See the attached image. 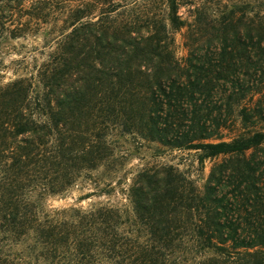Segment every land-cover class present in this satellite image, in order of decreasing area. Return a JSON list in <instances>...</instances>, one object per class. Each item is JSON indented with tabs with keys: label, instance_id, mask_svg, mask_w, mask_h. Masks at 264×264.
Wrapping results in <instances>:
<instances>
[{
	"label": "trees",
	"instance_id": "16d2710c",
	"mask_svg": "<svg viewBox=\"0 0 264 264\" xmlns=\"http://www.w3.org/2000/svg\"><path fill=\"white\" fill-rule=\"evenodd\" d=\"M4 40L42 43L0 80V264H264V0H0ZM147 144L221 161L124 181Z\"/></svg>",
	"mask_w": 264,
	"mask_h": 264
},
{
	"label": "rangeland",
	"instance_id": "374dc122",
	"mask_svg": "<svg viewBox=\"0 0 264 264\" xmlns=\"http://www.w3.org/2000/svg\"><path fill=\"white\" fill-rule=\"evenodd\" d=\"M215 2H213L214 4ZM212 4V6H213ZM184 17L187 16L188 11L186 8L182 9L181 12ZM182 33H175L176 39V47L178 56L180 58H184L187 54L184 39ZM39 43L41 44L42 41L38 40L37 42L34 41H12V40H4L0 42V80L8 81L9 79L14 78V61L20 60L24 56L27 60H31V58L35 55L37 50L39 49ZM27 60V62H28ZM23 67V64L22 66ZM130 148L129 146H126ZM133 150V148H131ZM133 156L129 157L128 162L124 168V171L120 174L125 181L132 177L134 172L140 168L145 167L146 165H153L157 163L161 164H168V165H175L180 167L182 170L190 172L194 175L195 178L201 176V167L196 162L197 154L195 152H180V151H171L167 148L160 147L157 144H147L146 146H141L140 148L136 149V151H132ZM221 159L208 161L205 165L204 176L201 177L205 179L209 174L211 168L216 164L219 163ZM198 178L199 181H201ZM80 197V192L73 191L70 192L62 197H52L49 203L53 207H65L68 205H72L77 203ZM110 201L116 205L118 204H127L126 199L121 194H113L111 197H103V198H95L84 201L82 205L88 206L94 202H105Z\"/></svg>",
	"mask_w": 264,
	"mask_h": 264
}]
</instances>
